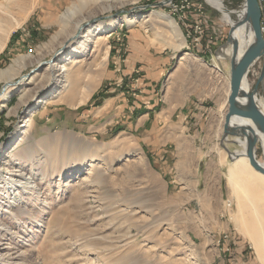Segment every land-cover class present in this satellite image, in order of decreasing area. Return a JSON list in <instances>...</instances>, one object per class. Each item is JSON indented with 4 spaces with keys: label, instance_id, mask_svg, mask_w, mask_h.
<instances>
[{
    "label": "rangeland",
    "instance_id": "obj_1",
    "mask_svg": "<svg viewBox=\"0 0 264 264\" xmlns=\"http://www.w3.org/2000/svg\"><path fill=\"white\" fill-rule=\"evenodd\" d=\"M222 2L230 21L208 0H190L209 18L199 47L178 23L196 11H181L180 0H89L66 21L65 36L82 22L79 34L52 44L80 0H0V69L25 56L10 80L0 77V95L11 82L0 97V264H261L234 219L245 195L226 180L227 149L241 147L222 141L230 61L218 53L244 0ZM151 12L170 15L178 31ZM96 27L114 35L67 63L68 89L39 102L55 85L48 67ZM261 63L246 74L249 90ZM83 75L96 83L86 98ZM257 91L264 99V85ZM144 104L153 112L143 116ZM201 106L194 144L189 115ZM20 165L36 188L7 198L5 177Z\"/></svg>",
    "mask_w": 264,
    "mask_h": 264
},
{
    "label": "bare ground",
    "instance_id": "obj_2",
    "mask_svg": "<svg viewBox=\"0 0 264 264\" xmlns=\"http://www.w3.org/2000/svg\"><path fill=\"white\" fill-rule=\"evenodd\" d=\"M88 1L89 0H80V3L73 4L67 8L66 12L63 13L65 19H63V21L61 20L60 22L58 21V26H59L58 32L52 35L50 44L58 41L61 35L66 33L65 30H67V26H68L66 21H68V19L71 16H73L75 12L80 11L82 10V8L86 7L88 4ZM208 1L211 2L212 5H214L217 9L219 8V10L223 14L222 16L223 19L230 21L231 19L230 15L225 10L222 0H208ZM108 8L110 9V7ZM242 12L243 11H240V14L238 15L239 19L242 18V14H243ZM151 13L156 14L157 16L156 15L155 16L160 21H165V23H167L171 27L172 32L175 33L178 31L177 24L170 15L163 13V12H151ZM151 13L147 15L150 16ZM147 15L143 16L141 20L143 23L149 21L152 17L150 16L146 18ZM123 19L124 21H127L128 23L134 22L133 19L131 18L129 19L128 17H124ZM121 22L122 20L120 19L112 20L111 23H107L105 25L102 24L100 28L106 27L103 30H107V29H110L116 26L117 24L120 25ZM82 25H83L82 22L76 25L75 31L72 33V35L65 36L64 34V38H66L65 41L69 42L73 38L74 34L80 31ZM96 29L98 28L96 27L92 30L81 32L79 39L75 42L74 46L71 48L72 49L71 53L65 57L64 64L60 65L58 63H54L48 67L49 75L54 78L55 85L53 86V88H51L49 93H47L45 96H43L42 98L38 100L39 102H46V103L51 104L52 101L50 100L57 97V95L60 93L61 90L66 91L68 89L69 85L71 84V81H70L71 76H69L71 70L69 69L70 67L69 68L67 67L69 65L67 63H71L73 65L77 64L79 62V59H81V57L88 54L87 48L90 44L92 43L96 44L98 42L99 45H104L105 41L113 36V34L108 35V32L103 33V30H101V32L100 30H98L99 32H96L97 31ZM78 34L79 33H77L76 35ZM232 38L233 40L238 42V49H237L238 51L236 54V59H238L240 55L242 54V52L245 50V48L249 44L252 43L253 33L251 29L245 23H243L234 28L232 32ZM29 49H32V48H29ZM93 51L95 52V50ZM231 55H232V42L229 45H226L225 47H223L219 51L218 58H225V57L230 58ZM24 59H25V56L15 59L10 66H8L5 69H0V77H4L10 80L11 76L14 74L16 69L18 67H21L24 64ZM88 70L91 72L92 68H88ZM86 75H83V78L81 80L83 82L82 85L85 87V93H86L85 98L87 97V95H89L92 92L96 84L95 81L93 80L94 79L93 76L89 79L90 76H86ZM74 82L76 84V87L72 89V92L79 89L78 85L80 83V79ZM10 84L11 82H6L7 87L5 86L6 89L4 88L5 91L4 90H3L4 92L2 91L3 94L0 95V97H4L7 95V92L10 89L8 85ZM22 91L23 90L20 91V94L22 93ZM240 91L241 92H240V96L238 99L241 103L246 104L248 102L247 101L248 99L243 97V94H245L246 92H249V85L247 83L246 77L243 78L242 80ZM228 92H229V88H228ZM255 100H256V103L259 109L264 114V99L259 98L255 95ZM38 101L35 104H37ZM223 104L225 106L226 101ZM26 124H28V121ZM232 125L240 127L239 132L242 131L241 127L243 126L244 131H246L247 133V136L245 138H237L238 144L241 147L240 149H235L230 152H227L229 157H231L230 158L231 161L229 162L227 169H226V180L229 184L237 188L239 194L240 192L243 193L246 198V203H245V200L239 201L238 213H237V216L234 217V219L235 221H237L236 223L237 229L240 232L244 233L247 239L249 240L251 247L254 250V254L256 258L260 261L261 264H264V174L256 171L249 164L248 158L246 157L247 147L251 145L252 139H254L256 143L252 146V149H255V159L262 167H264V137L262 133L256 128V126L251 121L240 119V118H233ZM21 134L22 135L24 134V130L21 131ZM13 137L15 140L17 139L14 142V145H17L22 139V136L18 135L17 133ZM258 144H260V147L262 149L261 157H259L256 154V147ZM7 174L12 176L11 178H9L10 176L5 177L6 179H9L8 183L10 184L9 185L10 189H8L7 191V193L8 192L10 193L5 195L7 198H10L9 194L13 193L14 191H16L17 193L19 191V188H21V190L24 192H28L33 187H35L34 181L31 180V176L27 178L28 180L24 178L25 173L21 165L15 169L13 168V171H9V173L7 172ZM23 179L27 181H23ZM34 193L36 194V196L38 195L37 191L33 192V194ZM241 210H243V213L241 212ZM1 256L2 255H0V257ZM2 261L3 259H0V263Z\"/></svg>",
    "mask_w": 264,
    "mask_h": 264
},
{
    "label": "water",
    "instance_id": "obj_3",
    "mask_svg": "<svg viewBox=\"0 0 264 264\" xmlns=\"http://www.w3.org/2000/svg\"><path fill=\"white\" fill-rule=\"evenodd\" d=\"M245 23L253 33V41L249 44L245 50L242 52L240 57L236 59L238 42L233 40L232 32L235 27ZM227 42L230 44L232 42V55L229 59L230 61V73H229V93L227 96V110L224 115L223 131H222V141L232 142L236 145L238 144L237 138H245L247 136L244 127L242 126V131L239 132V128L232 125L233 118H240L251 121L256 128L262 133L264 137V114L259 109L255 95H257L258 85H264V42L260 33V10L257 0H244V11L241 19H237L230 27ZM228 44V45H229ZM261 57L263 60L256 85L252 90L243 94L244 98H247L248 102L243 104L239 101L241 83L243 78L246 77L249 66L257 58ZM6 83L3 85L2 90H4ZM251 132V131H250ZM229 136L237 137L236 139H228ZM256 143L252 139L251 145L247 147L246 157L248 158L249 164L258 172L264 174V167H262L255 159V149L252 146ZM227 152H230L227 149ZM231 158V157H230Z\"/></svg>",
    "mask_w": 264,
    "mask_h": 264
},
{
    "label": "built area",
    "instance_id": "obj_4",
    "mask_svg": "<svg viewBox=\"0 0 264 264\" xmlns=\"http://www.w3.org/2000/svg\"><path fill=\"white\" fill-rule=\"evenodd\" d=\"M180 2H181V5H180L181 11L184 8H190V6L193 7L194 10L196 11L195 18L193 19L194 22L190 26H186V36L188 38H190L191 42H193V43L195 42L194 44L198 45L199 44L198 41H199V39L201 37V33H202L203 24L207 23V17L204 15V11L202 10V5L200 3H196V5H193L190 3V0H180ZM257 3H258L259 9H260V14H261V17H260V33H261L262 40L264 42V0H257ZM240 7L241 8L243 7L242 2H241ZM182 16L183 15H181L180 17L183 18ZM28 51L32 52V49H28ZM260 58L261 57L255 59L253 61V63L249 66L248 71L254 66V64L256 62L259 61L261 63ZM262 63H263V60H262ZM261 64L258 66L259 69H258V71H256V76H258V74H259V71L261 69Z\"/></svg>",
    "mask_w": 264,
    "mask_h": 264
},
{
    "label": "crops",
    "instance_id": "obj_5",
    "mask_svg": "<svg viewBox=\"0 0 264 264\" xmlns=\"http://www.w3.org/2000/svg\"><path fill=\"white\" fill-rule=\"evenodd\" d=\"M209 18L207 17V20H208ZM194 22V20H193V17L191 16V18L190 17H188V16H186L185 18H181L180 20L178 19V23H180L181 24V26L183 27V30H184V32H186V26H190L192 23ZM114 35V34H113ZM199 46V45H198ZM205 47H204V53H209V54H211L210 53V49H209V47H208V45H204ZM199 47H201V46H199ZM203 48V47H202ZM207 55V54H206ZM147 59H149V57H147ZM135 60V59H134ZM155 63H160V61H157V62H155ZM148 64H151V63H148ZM147 65V64H146ZM152 65H155L154 64V62H153V64ZM130 68H131V65H130ZM125 75V74H124ZM259 75V74H258ZM258 77V76H257ZM258 92V91H257ZM143 108L144 109H142L144 112L142 113L143 114V116H145V115H148V114H150V113H152L153 112V108H151V107H149L148 105L146 106L145 104L143 105ZM205 110H206V108L205 107H203V106H201V107H199L198 109H197V111L196 112H190V115H189V118H190V120H191V118H192V116H194V119L192 120V121H190L189 122V125L191 126V128H192V135H193V138H192V142L195 144V142H196V139H198L199 138V136H200V132H201V130H202V126H203V120H204V118H202V116H203V114H204V112H205ZM187 115H188V112L184 115V117H187ZM192 126H194V127H192Z\"/></svg>",
    "mask_w": 264,
    "mask_h": 264
}]
</instances>
